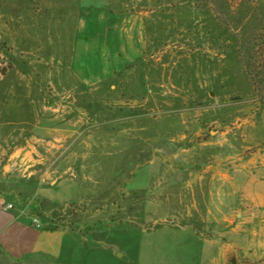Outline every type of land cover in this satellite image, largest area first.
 Returning <instances> with one entry per match:
<instances>
[{"label": "rangeland", "instance_id": "rangeland-1", "mask_svg": "<svg viewBox=\"0 0 264 264\" xmlns=\"http://www.w3.org/2000/svg\"><path fill=\"white\" fill-rule=\"evenodd\" d=\"M218 1L0 0L2 199L50 229L127 221L143 264L197 252L213 174L264 156L232 30L264 0Z\"/></svg>", "mask_w": 264, "mask_h": 264}, {"label": "crops", "instance_id": "crops-1", "mask_svg": "<svg viewBox=\"0 0 264 264\" xmlns=\"http://www.w3.org/2000/svg\"><path fill=\"white\" fill-rule=\"evenodd\" d=\"M234 157L229 154V161ZM230 164L233 170L215 172L211 178L209 238L202 239L197 252L193 247L183 252V264H264V156ZM52 193L48 191V198H54ZM2 196L12 195L0 192V264H143L146 259L142 237L137 238L127 221L105 230L103 220L79 221L76 227L59 220L60 227L50 229L41 211V216L30 208L4 212L12 203ZM35 218L40 230L32 225Z\"/></svg>", "mask_w": 264, "mask_h": 264}, {"label": "trees", "instance_id": "trees-1", "mask_svg": "<svg viewBox=\"0 0 264 264\" xmlns=\"http://www.w3.org/2000/svg\"><path fill=\"white\" fill-rule=\"evenodd\" d=\"M222 2L221 5L218 0H209L211 7L225 6L226 1ZM248 5L249 3L245 8V17L237 22L232 21L235 27L232 30L237 33L238 53L245 74L264 108V14L253 16L252 3ZM237 14L243 17V10Z\"/></svg>", "mask_w": 264, "mask_h": 264}, {"label": "built area", "instance_id": "built-area-1", "mask_svg": "<svg viewBox=\"0 0 264 264\" xmlns=\"http://www.w3.org/2000/svg\"><path fill=\"white\" fill-rule=\"evenodd\" d=\"M14 209H15V207L12 204H9V205H7V206H5L3 208V211L4 212H11V211H14ZM32 225L37 230H40L41 229V224H40L39 220L36 219V218L35 219H32Z\"/></svg>", "mask_w": 264, "mask_h": 264}]
</instances>
